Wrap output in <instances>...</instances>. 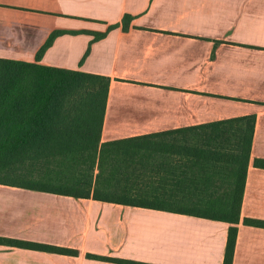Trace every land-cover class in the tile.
I'll return each instance as SVG.
<instances>
[{
	"label": "crops",
	"instance_id": "crops-1",
	"mask_svg": "<svg viewBox=\"0 0 264 264\" xmlns=\"http://www.w3.org/2000/svg\"><path fill=\"white\" fill-rule=\"evenodd\" d=\"M124 16L131 18L127 30ZM56 31L61 34L36 62ZM96 34L104 36L96 40ZM0 59L108 77L101 142L254 115L232 264H264V228L242 222L264 221V169L253 165L264 159V0H0ZM164 167L184 169L176 161ZM163 183L191 187L180 177ZM173 193V202L187 198ZM228 227L0 184V238L78 253L0 244V264H118L88 254L145 264H223Z\"/></svg>",
	"mask_w": 264,
	"mask_h": 264
},
{
	"label": "trees",
	"instance_id": "trees-1",
	"mask_svg": "<svg viewBox=\"0 0 264 264\" xmlns=\"http://www.w3.org/2000/svg\"><path fill=\"white\" fill-rule=\"evenodd\" d=\"M130 20L123 17V30ZM60 34L49 35L36 62ZM103 36L96 34L95 39ZM109 83L105 76L0 59V184L227 223L223 264H232L255 116L101 142ZM188 132L197 135L191 140L185 137ZM165 161H176L184 169L166 170ZM38 163L53 167L36 178L28 167ZM253 165L264 169V159L255 158ZM169 176L191 182V187L165 189L163 180ZM175 191L187 198L173 202ZM242 222L264 228L262 220ZM0 244L78 254L5 238ZM86 258L145 264L89 254Z\"/></svg>",
	"mask_w": 264,
	"mask_h": 264
},
{
	"label": "rangeland",
	"instance_id": "rangeland-1",
	"mask_svg": "<svg viewBox=\"0 0 264 264\" xmlns=\"http://www.w3.org/2000/svg\"><path fill=\"white\" fill-rule=\"evenodd\" d=\"M46 167H50L51 168L53 166L50 165V164L48 165L46 163H38V164H35L32 167H28V169L30 171H32L33 176L37 178L38 176H40L46 170Z\"/></svg>",
	"mask_w": 264,
	"mask_h": 264
}]
</instances>
